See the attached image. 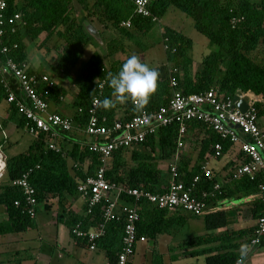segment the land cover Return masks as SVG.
Masks as SVG:
<instances>
[{
	"label": "trees",
	"instance_id": "obj_1",
	"mask_svg": "<svg viewBox=\"0 0 264 264\" xmlns=\"http://www.w3.org/2000/svg\"><path fill=\"white\" fill-rule=\"evenodd\" d=\"M5 1L6 6L2 10L4 24L0 47L7 46L9 56L17 62H25V41H33L41 33L46 35L56 33L64 38V45L55 59V69L64 74H68L81 60L84 47L91 42V35L83 26L84 20L90 15L108 24L117 32V37L105 41L107 58L116 53H125L126 41L133 38L134 33L138 36L146 35L170 7H175L189 16L194 29L216 47L203 55L201 69L192 76V59L188 54L192 40L181 30L163 26L160 43L165 46L163 49L165 59L159 65L149 66L158 71L157 86L147 102L138 110H134L133 101H122L121 117L117 115L119 102L111 94L109 80L110 74H115L126 59H112L105 62L100 53L94 50L72 79V87L76 90L72 100V105L76 109L72 117L74 126L84 128L94 96H98L99 99L96 113L99 118H105L104 124L109 126L119 117L125 120L141 110L155 111L167 105L173 89L184 93H197L213 87L223 97L229 98H232L236 91L243 94L250 92L256 96L253 106L256 109L257 119L264 115V55L260 63L250 55L260 44L264 51V0H149L151 14L156 20L151 16L136 14L129 0ZM73 1L84 12L83 16L73 15ZM15 14L19 15L17 20L13 19ZM9 19L12 21L9 22ZM127 20L130 21L128 27L121 24ZM60 27L61 29L58 30ZM135 41L133 42L142 47L140 40L135 38ZM14 44L16 48H12ZM3 59L4 56L0 53V63ZM141 62L144 63L142 60ZM174 68L176 71H173ZM173 78L176 80L175 86L171 84ZM5 81L24 100L23 96H20L15 80L12 77L2 80V76H0V98L6 100ZM39 91L47 101L51 99L57 101L65 94L64 88L56 84L52 87L41 85ZM106 98L113 101V107L109 109L102 107V102ZM20 117L24 120L22 116ZM187 128L201 129L204 134L199 141L198 155L194 163L180 151L181 149L175 155L178 128L176 123H171L158 127L140 143L114 150L105 170V178L126 189L163 193L167 191L172 180L188 185L195 175L200 176L193 193L200 197L202 191L207 192L206 197H201L205 209H209L203 215L205 232L184 239L182 247L197 248L194 254L203 256V264H236L240 258V247L249 243L255 224L235 230L224 229L213 232L235 222L233 219L235 209L215 211L212 209L215 205L221 204L225 198H235L239 199L241 206L249 207L252 219L257 220L264 216L262 199L255 197L243 201L246 196L258 192L260 176L256 174L250 179L244 174L236 179L230 178L236 167L248 161L247 156L239 151L234 164L228 165L231 167L228 169L230 171L225 182H223L225 177L223 178L216 170H211L212 175L207 178L202 173L204 164L202 162L209 154H213L215 143L222 144V154L216 158L227 152L232 144L221 139L219 134L197 120L189 121ZM62 135L66 136L68 133L62 132ZM47 141L48 135L39 133L24 152L5 161V181L0 184V206L7 215V222L0 223V234L24 232L34 225L35 217L30 218L24 211V195L21 188L12 184L13 180L29 170V182L35 189L37 200L36 213L38 204L42 203L43 208L48 210L52 205L48 198H56L57 203L62 207L57 213V218L69 217L67 225L74 239L76 238L71 234V227L74 224L80 223L83 229H88L103 222L102 206L106 204L105 200L101 201V206L99 204L93 207L90 213H87L85 207L80 214L64 212L66 210L64 207L70 204L69 199L78 195L77 184L85 177L93 175L98 168L99 154L88 150L85 145L80 148L79 144H73L67 149L59 142L57 144L62 152H57L47 148ZM66 155L78 161L77 164L86 160L88 162L86 168L83 170L76 168L77 165H69ZM175 156L177 174L173 177L170 162ZM157 160L168 162L166 171L158 168ZM36 165L38 167H35ZM216 183H220L219 190L213 189ZM117 199V212L120 210V205H134L139 216L136 223L137 232L148 238H155L175 224L180 225L185 219L179 209L176 211L161 209L142 197L135 198L126 192L120 193ZM14 201H18L19 204L15 205ZM123 220L124 217L120 215L119 219L104 223L105 233L95 241L96 246L105 248L108 264H117ZM76 240L87 246L89 244L85 240ZM259 245H264V235Z\"/></svg>",
	"mask_w": 264,
	"mask_h": 264
},
{
	"label": "built area",
	"instance_id": "obj_2",
	"mask_svg": "<svg viewBox=\"0 0 264 264\" xmlns=\"http://www.w3.org/2000/svg\"><path fill=\"white\" fill-rule=\"evenodd\" d=\"M129 1L133 4L136 14L145 17L151 16L153 20H156V17L151 14L149 0ZM5 6L6 1L0 0V37L3 35L2 10ZM18 18V14L13 16V19L17 20ZM11 21L12 19H9V22ZM121 24L128 27L130 21L127 20ZM12 48H16V44ZM8 52L7 46L0 47V53L4 56L3 62L0 63V76H2V80H6L4 73H8L9 77L13 78L19 88L20 96H23L26 102L5 81L6 101L12 104L16 112L24 118L26 128L30 134L36 137L39 133H46L48 135L47 148L62 152L56 140L62 137V132L71 131L75 127L74 123L71 118L50 111L48 101L39 91L41 85L52 87L54 82L46 74L31 71L26 62L15 61L13 57L9 56ZM173 71H176V69L174 68ZM171 84L176 85L174 78L171 79ZM241 96L249 99L248 108L245 112H241L233 106L232 98L223 97L213 87L197 93H184L181 90L173 89L167 105L161 106L155 111L141 110L138 114L125 120H122L120 116L114 119L109 126L104 124L105 118L98 117L96 111L99 106V99L98 96H94L88 109L89 117L83 128L84 133L92 137V140L84 142L83 146L85 145L88 150L99 154V166L95 169L93 175L85 177L77 184V192L84 200L87 213H90L92 208L99 205L102 200H105L106 204L102 206L103 222L88 229H83L80 223H76L71 227V234L78 240L87 241L89 243L88 248L94 249L96 239L105 233L104 223L113 219L117 220L122 215L124 217L123 230L121 248L117 253V264H128L136 243L145 241L146 237L139 235L137 232L136 223L139 216L134 205H120V210L117 212V198L120 193L126 192L135 198L142 197L158 208L168 209L169 211L179 209L196 216L204 215L209 211V209H205V204L201 199V197L207 196V192L202 191L200 197L193 193L200 179L198 175H195L188 185L172 180L167 191L163 193L126 189L105 178V170L114 150L140 143L158 127L171 123H176L178 128L175 155H177L183 144L182 139L187 131V124L191 120H197L206 125L219 134L221 139L229 141L232 145L238 144V150L247 156L248 161L236 167L230 178L236 179L246 174L250 179H253L258 174L260 176L259 190L257 193L250 195L249 198L258 197L264 201V129L258 125L256 109L253 106L254 98L250 92L247 94L242 93ZM228 123L238 125V129L229 127ZM221 154L222 144L215 143L212 155L219 157ZM174 158L176 159V156ZM175 163L174 160L170 162V171L173 177H176L177 174ZM4 169L5 162L0 156V177ZM29 173L30 170L23 173L19 178L13 180L12 184L21 188L24 195V211L30 218H34L36 216L37 200L35 189L29 182ZM202 173L207 178L212 175L211 169L204 164ZM213 189L219 190L220 183L214 184ZM14 204L18 205L19 202L14 201ZM263 235L264 216L255 221V228L248 248L258 245ZM239 260L240 258L236 264Z\"/></svg>",
	"mask_w": 264,
	"mask_h": 264
},
{
	"label": "crops",
	"instance_id": "obj_3",
	"mask_svg": "<svg viewBox=\"0 0 264 264\" xmlns=\"http://www.w3.org/2000/svg\"><path fill=\"white\" fill-rule=\"evenodd\" d=\"M83 14L84 12L81 11L79 5L75 1H73V15L75 17H78L80 15L83 16ZM91 21L94 27L91 26ZM95 21L99 22V24L103 27L111 28L108 24L103 23L95 16L90 15L89 18H86L84 20V23L87 26L89 25V28H91L94 33H89L91 35V42L86 44V46L90 45L92 47L90 54L94 50L100 53L101 47L105 48V41L117 37V32L113 30L114 35L111 36V38H102L100 32H103L104 29L102 30L101 28L100 30L98 27L99 25L95 26ZM162 27L159 29L160 32ZM59 29H61V27L58 28V30ZM151 29L146 35L143 36H138L137 33L133 32L134 37L140 41H150L148 38ZM134 37L129 39V41H135ZM31 42H33L37 48L43 49L48 55L54 52V54H51V57L49 59V63L54 66V71L50 72L46 70H52L50 66H46V69L44 67L40 68L38 66V68L36 69V67H34L30 63L27 55V45H29V41H25V62L29 65L30 70L40 74H46L54 82V84L63 87L65 90V94L61 96L57 101L52 99L51 101H48L49 110L72 119L76 112L75 107L72 105V100L76 93V90L72 87V79L80 69L76 73H72V70L74 69L73 68L68 74H64L63 72L57 71L55 69V59L57 58L59 51L64 45V38L59 37L56 33H52L51 35L41 33L36 39ZM112 58L122 60L121 55L119 56V53L114 54L111 57V60ZM5 103L6 104L0 103V156L2 157L4 162L8 158L24 152L31 145L32 141L35 138L28 132L24 120H22L20 115L15 111L14 106L7 101ZM71 106L74 109L73 113H71L70 110L68 111ZM259 119L260 118L257 119V122L260 126ZM260 128L264 129L261 126ZM201 131V129L197 128H187L186 133L190 134L193 132L194 134H200ZM67 133L68 135H62V137L58 139L64 146L66 145L67 149H70L73 144H79V147L82 148L84 141L90 142L92 140V137L84 133L82 127L75 126L71 131H68ZM202 136L200 138H202ZM184 141L185 139L183 137L182 143ZM183 145L184 144H182L180 148V151H182V153L184 151ZM238 152V144H233L228 149V151L221 156H224L225 158L224 162L221 165L216 167L211 166L210 159H220L221 157L216 158L210 154L207 156L205 161L202 162V164L204 163V165L209 167L211 170H216L224 178L230 171L228 169L231 166L228 165L233 163L237 159ZM184 154L191 159L192 163L195 162V160L193 161V159H196L198 155V153H196L195 157L192 156V154L188 155L187 152ZM66 158L69 165H77L76 168H81L83 170L86 168L88 163L85 160L83 163L77 164L78 161H74L70 158V156L66 155ZM176 160L177 158H174V162H176ZM223 172H227L226 175L223 176ZM3 181H5L4 171L2 176L0 177V184ZM249 196H246L244 198L245 201L252 199L249 198ZM232 199L235 198H228V200L226 199L225 202L222 201L221 204L217 206L215 205L213 209H235L233 217L235 222L228 225L227 227L214 230L213 232L222 231L224 229L235 230L253 226L255 224L256 220L253 219L252 223L243 225V223L245 222L244 220H241V216H243L241 208H244L245 206L233 204L231 202ZM56 200V198H48V201L52 203L51 207H49L48 210L44 208L41 209L39 207L40 205H42V203L38 204L37 213L35 218L33 219L34 225L31 229L19 233L0 234V264H108L104 247L96 246L94 249H90L87 245L82 244L80 241H77L70 235L69 226L67 225L69 217L67 218L65 216L57 218V213L62 209V207L57 203ZM69 202L70 204L64 207L66 209L64 210L65 213L71 212L72 214H80L83 212L84 200L79 195V193L75 198L69 199ZM43 211L46 214L45 217L44 215H39ZM183 217L185 218L186 216L183 215ZM6 222L7 215L4 212L3 207L0 206V223L3 224ZM185 223H188L186 218L181 222L180 225L179 223L175 224L167 231L158 234L155 238H148L145 236V241L136 243L134 252L130 257L128 264H172L173 262H180L181 259L183 257H186L187 255H189L190 257L193 256L197 248L182 247V243L184 239L202 234L203 232H205V230L197 234L178 235L176 232H180V227L185 225ZM248 245L249 243L240 247V249H244L246 252V255L243 258V264H264V245L258 244L250 248H248Z\"/></svg>",
	"mask_w": 264,
	"mask_h": 264
},
{
	"label": "rangeland",
	"instance_id": "obj_4",
	"mask_svg": "<svg viewBox=\"0 0 264 264\" xmlns=\"http://www.w3.org/2000/svg\"><path fill=\"white\" fill-rule=\"evenodd\" d=\"M253 1H258V0H253ZM99 25V29L102 30L104 29L103 32L101 33L102 38L104 39H109L111 36H113V29L109 27H103L99 24V22L95 21V26ZM84 28L87 30L89 29V25L87 26L85 23H83ZM91 26H93V23L91 21ZM162 26H169L171 28H176L178 30H181L183 34H185L187 37H189L192 40V46L189 49V56L192 59V67H191V73L192 76L196 74L200 69V63L203 55L207 54L209 51L216 49L215 46L211 45L208 42V39L198 31H196L192 25V20L189 16L184 14L182 11L178 10L175 7H170L168 10L165 12V14L158 20V22L152 27L150 35H149V40L150 41H139L142 44L141 46H138L136 43L138 42H133V41H126L127 46H125L126 51L125 53H119V56L121 55L122 60L127 59L128 55H136L140 58V60L144 61L145 64L148 66H156L159 65L164 61V52H163V45L160 43V28ZM94 27V26H93ZM105 48L101 47V57L104 58L105 62H108L111 60L110 58L105 57ZM92 50V47L90 45H87L84 49L83 55L81 60L75 65L74 69L72 70V73H76L85 60H87L90 52ZM51 54H54L52 52ZM51 54H46L43 49H39L35 46V44L31 41H29V45H27V55L30 60V63L38 68H45L46 66H50V69H46L47 71L53 72L54 71V66L49 63V59L51 57ZM251 57L256 61V62H262L263 60V55L264 51L262 48V45L260 44L256 50L252 51L250 53ZM113 59V58H112ZM69 79V78H68ZM70 80V79H69ZM68 80V81H69ZM6 100L4 98H0V103L6 104ZM119 109L117 112V115L121 116L122 115V101H118ZM70 110L71 113H73L74 109L71 108L68 109ZM259 124L261 127L264 128V115L260 117L259 119ZM76 131V130H75ZM191 134V135H190ZM187 134L184 136L185 141L183 142V149L184 151L187 152V154H192V156H195L199 148V141L200 137L203 135V132L201 131L200 134H194L193 132ZM189 135V136H188ZM27 136V135H26ZM28 137V136H27ZM29 138V137H28ZM60 145H63L60 140H58ZM66 147V145H65ZM183 151V154L186 153ZM196 157V156H195ZM194 160V159H193ZM225 158L224 156L221 157L220 159H210V165L213 167L219 166L224 162ZM168 165L167 161H162V160H157V166L159 169L162 171H166V166ZM227 172H223V176L226 175ZM229 178V177H228ZM227 177L225 176V179L223 182H225ZM228 200V199H227ZM226 199L224 200V202ZM233 204L240 205L241 202L239 199H232L231 201ZM246 205V203L244 204ZM243 206V205H242ZM41 209H43V206H39ZM243 216H241V220H244L245 223L243 225H247L252 223V217L250 214L249 207L246 208H241ZM182 214L185 215L187 222L185 225L180 227V232H176L178 235H187V234H197L200 233L204 230V219L203 216H193L191 213L182 211ZM39 215H44L46 216L45 212H41ZM247 222V223H246ZM172 264H203V256L202 255H194L189 256L187 255L186 257H183L180 262L177 263H172Z\"/></svg>",
	"mask_w": 264,
	"mask_h": 264
},
{
	"label": "clouds",
	"instance_id": "obj_5",
	"mask_svg": "<svg viewBox=\"0 0 264 264\" xmlns=\"http://www.w3.org/2000/svg\"><path fill=\"white\" fill-rule=\"evenodd\" d=\"M110 77L109 86L112 89V96L117 101H133L134 110H138L147 102L149 96L155 90L158 71L142 63L138 56L131 55L115 74H110ZM113 106V101L109 98L104 99L102 102L104 109ZM245 255V250L241 249L238 264H243Z\"/></svg>",
	"mask_w": 264,
	"mask_h": 264
},
{
	"label": "water",
	"instance_id": "obj_6",
	"mask_svg": "<svg viewBox=\"0 0 264 264\" xmlns=\"http://www.w3.org/2000/svg\"><path fill=\"white\" fill-rule=\"evenodd\" d=\"M87 31L90 34H94L91 28L87 29ZM95 36H97V35H95ZM4 77L8 78L9 74L8 73H4ZM250 94L252 95V97L254 99L256 98V96L253 93H250ZM241 95H242V93L240 91H236L233 94V96H232V102H233V106L238 108L241 112H245L247 110V108H248L249 99L244 98ZM228 126L232 127V128H235V129H238V125H235V124L228 123Z\"/></svg>",
	"mask_w": 264,
	"mask_h": 264
}]
</instances>
